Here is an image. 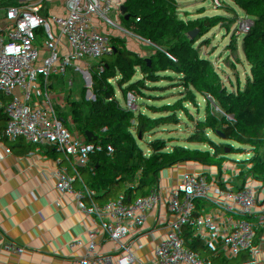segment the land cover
Masks as SVG:
<instances>
[{
    "label": "trees",
    "instance_id": "obj_1",
    "mask_svg": "<svg viewBox=\"0 0 264 264\" xmlns=\"http://www.w3.org/2000/svg\"><path fill=\"white\" fill-rule=\"evenodd\" d=\"M157 8L162 15L157 31L139 24L135 29L139 59L156 78L121 63L106 67L114 82L111 98L83 108L75 118L85 140L80 156L109 173L107 186L71 168L72 185L50 197L54 230H45L44 223L39 231L26 230L36 264H114L138 255L139 246L152 252L148 238L157 242V228L164 232L163 246L150 264H229L243 257H251L243 264H264V0H214L199 7L158 0ZM134 88L154 112H163L169 128L175 120L212 152L210 162L201 165L210 204L203 218L197 214L188 221L157 176L178 156L186 160L189 151L139 147L137 128L128 124L147 117L134 103ZM167 88L181 99L174 110ZM188 181L197 187L194 168ZM128 205L140 223L131 235L106 237L118 248L79 235L77 221L83 229L89 223L104 228L103 221L121 222L116 216L130 213ZM15 242L27 258L25 245Z\"/></svg>",
    "mask_w": 264,
    "mask_h": 264
},
{
    "label": "built area",
    "instance_id": "obj_2",
    "mask_svg": "<svg viewBox=\"0 0 264 264\" xmlns=\"http://www.w3.org/2000/svg\"><path fill=\"white\" fill-rule=\"evenodd\" d=\"M158 0H94L92 6L101 9L104 21L101 29L95 34L90 43V50L95 55L102 50L108 53L115 43L124 37L123 18L121 10L130 7L135 21L143 25L148 31H157L162 23L161 12L157 8ZM170 3L180 1L186 7L209 5L214 0H168ZM261 1V0H257ZM71 0H21L18 8L10 1L0 3V18L4 21L16 23L19 11L34 13L38 25L52 19L59 12L73 7ZM58 56L60 63L51 65L50 59ZM117 64L112 61L109 67ZM7 66L16 73V79L8 81L11 86V102L7 112L6 122L0 119V134L13 118L15 103H25L28 112L29 127L25 131V147H0V163H3V182L0 186V209L4 223L0 220V264H30L18 248L12 227L9 223L11 208L23 206L29 199L43 191L59 192L62 188L70 187L73 183L71 167L57 163L52 150H58L66 157L73 158L79 163L86 162L75 156L69 149L73 138L72 131L65 125L58 124L56 119L69 116L83 107L79 100L86 93L98 89L103 84L105 71L99 60L85 55L74 40V30L71 23H66L58 38L49 45H44L43 54L38 65L30 75L24 77L13 65L10 55L0 50V68ZM132 66L138 68L153 80L156 73L140 60ZM166 95L171 99L170 109L174 110V98L177 96L172 88L166 89ZM29 97L33 99L31 109L27 103ZM37 97V98H36ZM3 108L0 104V118ZM174 136L179 137V131L173 129ZM207 165L212 152L205 148ZM264 160V159H263ZM17 162V163H16ZM87 163V162H86ZM20 169L27 172L29 183L21 185L19 182ZM100 170V169H99ZM102 171V170H101ZM108 176L109 173L105 172ZM125 187L131 192L135 190L128 184ZM96 228L89 223L84 229V240L97 242ZM251 257H243L230 262L247 263Z\"/></svg>",
    "mask_w": 264,
    "mask_h": 264
},
{
    "label": "crops",
    "instance_id": "obj_3",
    "mask_svg": "<svg viewBox=\"0 0 264 264\" xmlns=\"http://www.w3.org/2000/svg\"><path fill=\"white\" fill-rule=\"evenodd\" d=\"M2 1H10L17 8L21 2V0H0V3ZM71 1L74 5L73 7L57 13L52 19L42 25L37 24L34 13H27L22 10L19 11V17L16 23L12 21L7 22L0 18V50H4L10 55L13 65L18 69L22 76L27 77L31 74L33 69L41 60L44 45H49L52 41L57 39L59 34L64 30L66 23L72 24V28L74 30V40L78 43L80 50L91 59L99 60L103 69L104 66L105 68L109 67L110 62L112 61L121 63L125 66H132L133 63L140 60L137 42L135 41V29L137 23L135 21L134 12L130 7H124L121 10L124 37L118 40L108 53H104V50L101 48L102 51L95 55L90 50V43L92 40L94 41L95 34L101 29L104 21V14L101 9L92 6L94 0ZM77 30L83 31L81 41H79L75 35ZM50 63L53 66L58 65L60 63L58 56L52 57L50 59ZM104 71L106 70L104 69ZM16 78V73H14L11 68L4 65L0 68V104L3 108V113L1 114L0 119L4 123L7 120V112L11 102V86L8 81ZM102 85L113 89V79L109 75H105ZM110 98L111 97L107 94H104L96 89L82 96L79 100V106L83 108L90 107L92 104L94 105L96 101H107ZM27 103L30 105L31 109L34 107L33 99L30 97ZM80 111L81 110L65 117L58 116L56 122L58 124L65 125L72 131L74 139L70 145L73 146L72 148L75 149L80 159L85 161L80 156L83 129L75 123V118L80 115ZM27 115L28 112L26 104L24 102L15 103L12 121H10L7 126L3 127V132L0 134L1 148L8 149L11 147H25L24 135L26 129L29 127ZM52 156L57 163L67 164L70 165L71 168H77L84 171L87 179L95 182L101 188H106L109 176L104 171H101L86 162L79 163L73 158L66 157L60 151L55 149L52 150ZM3 171L4 170L1 169L0 165L1 187L4 186L2 178ZM19 181L21 185H27L29 183L27 172L24 169H20ZM47 192L48 191H43L37 195L40 196V194H45ZM27 203L28 202L23 205L26 206L25 208L28 206L26 205ZM28 210L29 208H27V211ZM31 210L28 211V218L32 217ZM21 212V209L17 211L12 210L10 212L9 223L13 230L11 232L14 236V240L17 238L25 245L26 259L28 262L30 264H36L33 262V253L27 243L29 236L26 232L25 225L28 223L27 221H29V219H24L26 215H21ZM1 213L0 209V220L4 223ZM1 232L2 230L0 231V234ZM81 237L83 238L84 236Z\"/></svg>",
    "mask_w": 264,
    "mask_h": 264
},
{
    "label": "rangeland",
    "instance_id": "obj_4",
    "mask_svg": "<svg viewBox=\"0 0 264 264\" xmlns=\"http://www.w3.org/2000/svg\"><path fill=\"white\" fill-rule=\"evenodd\" d=\"M104 69L106 70L105 66ZM107 74V71L104 73ZM87 94V93H86ZM85 94V95H86ZM132 97L136 107L142 111L147 120L145 122L141 120L130 121V127H136V132L139 135L138 145L143 151L147 150H161L164 148L179 147L185 151H189L187 154V159L184 157L178 156L173 159L166 167L160 170L157 173L159 181L162 186H164L174 197L177 204L179 205L184 217L191 222H194L197 214H200L203 218L205 210L210 207L209 198L205 193L203 183H202V170L201 165L205 161V157L202 155L206 154V149L202 142H200L189 130L178 124L173 120L172 128H169L167 123L162 120L161 116L163 112L160 111V115L154 112L153 106L147 99L146 95L138 91L136 88L132 91ZM93 105V104H92ZM91 105V107H92ZM77 118V117H76ZM161 119L160 125L153 128H145L144 123L148 121H156ZM144 125V126H143ZM173 129L179 131L180 136H174ZM72 145H69V149L77 157L79 155L72 148ZM80 158V157H79ZM76 161V160H75ZM1 169L4 170L3 163L0 164ZM194 168L197 171L198 184L197 187L193 186L188 181V176H190L191 169ZM165 172L168 174L165 175ZM196 188L199 189V192L196 191ZM56 191H48L45 194H40V196H35L29 202L27 208L32 211V217L28 218L27 208L21 215H26L24 219H29L28 223L25 225L26 230L30 231H39L41 229V224L44 223V228L47 231L52 230L51 218H50V197L55 194ZM37 197V198H36ZM131 208V212H123L118 214L116 217L121 219V222H107L103 221L104 228H96V239L101 240L103 244L109 248L115 249L118 248V245L111 244L106 238L108 236L113 237H122L125 235L133 234L137 229L140 223V220L137 218L133 219V216L138 214L135 212V207L128 205ZM50 210V211H49ZM99 210L97 206L92 213ZM27 211V212H26ZM111 219V216H108ZM76 227L81 236H84V230L81 227L80 222H76ZM28 225V226H27ZM109 230V231H108ZM121 230V231H119ZM158 239L148 238L151 246L152 252L147 251L142 246H139V254L136 256H128L119 259L114 264H150L153 261L154 252L157 248L163 246L164 232L161 228H157ZM159 244V245H156ZM242 262H230L229 264H241Z\"/></svg>",
    "mask_w": 264,
    "mask_h": 264
},
{
    "label": "water",
    "instance_id": "obj_5",
    "mask_svg": "<svg viewBox=\"0 0 264 264\" xmlns=\"http://www.w3.org/2000/svg\"><path fill=\"white\" fill-rule=\"evenodd\" d=\"M82 34H83V31L82 30H77L76 32H75V35H76V37H77V39L79 40V41H81V39H82ZM135 41H137V36L135 35ZM98 90L100 91V92H102V93H104V94H107L108 96H112V94H113V89H111V88H109V87H107V86H105V85H99L98 86ZM181 99H180V97L179 96H176L175 98H174V104H176L178 101H180ZM125 110L126 111H128V112H131V110L129 109V107H126L125 108ZM84 142H85V140L83 139V137L81 138V143H82V146H83V144H84ZM157 164V162L155 161V162H152V163H150L149 164V167L152 169L155 165ZM107 192H109V191H107ZM50 211V210H49ZM50 215H51V211H50ZM50 218H51V216H50ZM52 230H54V228H52ZM46 264H50V263H46Z\"/></svg>",
    "mask_w": 264,
    "mask_h": 264
}]
</instances>
